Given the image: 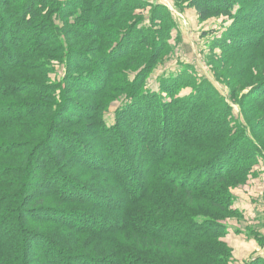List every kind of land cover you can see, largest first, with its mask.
Listing matches in <instances>:
<instances>
[{
  "label": "trees",
  "instance_id": "obj_1",
  "mask_svg": "<svg viewBox=\"0 0 264 264\" xmlns=\"http://www.w3.org/2000/svg\"><path fill=\"white\" fill-rule=\"evenodd\" d=\"M23 1L21 5H17L18 1L16 0H0V160L10 159V157L18 160L16 164H10L13 159L9 162L0 161V209H2L0 211V215L2 216V218H0V226L5 224L11 225L12 227L14 225V228L18 226V229L13 233L10 232V229L2 232L0 240L11 235L15 238L18 236L20 240L26 238V241L22 243L23 246L21 245L22 250L14 248L12 249V254L5 253L0 247V249H2L0 250V264H25L26 257H24V255L31 249L28 244L29 242H31V246L34 245L37 250H46V246L49 245L53 247L54 245V253L57 254L60 259L66 258L65 253H69L72 250L70 235L66 237L68 238L67 241L69 245L66 244L65 246H63L64 239L59 235L57 236L51 233L52 235L50 238L46 236V223H52V220L56 218L64 219L59 223L60 227L67 228L70 231L73 230V233L77 231L79 235L89 233L96 238V241L91 239L95 244L91 250L92 252L94 251V255H96L97 258L100 257L102 261H100V263L94 261L95 264H161V259L156 260V258L153 259L149 254H146L148 250L151 249L146 248L145 250L144 248L140 251V246L136 241H128L131 236L146 239L143 240V242L145 241L146 243H148V239H151L152 246L154 244L155 247H158L159 252H161L162 249L161 244L167 246L168 250L171 248L185 250L187 252L201 250V259L209 260L211 256H213L212 251L218 253V250L209 245V243L205 245L207 243L205 241H213V243L217 245L224 246L221 239L226 234V227L217 224L218 222L215 221L220 220L217 218L214 219L213 215H194L198 214V211L193 210V193L202 191L204 198L213 200L216 203L215 207L217 210L236 216V211L231 208L230 195L226 190L222 191L220 195H215L214 193L213 196H211L210 193L204 194V192L205 190L212 189L216 184L224 182L230 176L240 177L239 179H244V177H246V173L252 165L251 161H249L245 167H237L235 161L226 159V156H229L225 155L226 151H232L233 148L235 152L236 145L234 140L241 139V147L252 145L253 151L258 154L260 153L263 158L264 145L262 146L253 135L254 142L251 141L246 135L245 126L237 119H234L229 112V107L219 100L214 101L206 108L200 109L208 102V100L202 96L203 90L200 91V94L196 91L195 94L189 98L187 97L180 100L171 99L168 102L162 99L160 95H155L153 92L139 91L144 84L148 70L154 63L141 65L134 71L133 73L137 74L133 82H130L127 78L128 71H122V75L119 74L120 80H117L125 89V92L127 94L129 92L128 96L130 102L128 105L121 107L116 114L117 118L115 125L109 128L103 125L101 102L104 98V94L107 92L108 85L113 83L116 79L114 76L116 71L104 68L103 65L98 64V62H93L92 58L88 55L86 56L88 74L82 76L81 79L70 80H72V83H75L81 94L93 96V98H95V105L92 104L91 107L90 105H86V107L85 103L77 100L79 97H67L69 94L68 90L63 89L61 93L59 91V94L56 95L54 92V85H52V83L46 84V82L42 86L41 92V96L48 101L46 105H40V101L32 105L30 103H24L21 100L16 101L11 99L13 95H19L22 99H25L30 93V88L26 87V81H24L27 76H23L22 72L19 71L23 70L24 67H28L24 60L36 59L38 61H43L46 55L50 53L46 50V47L52 46L54 51L57 50V52L60 53L59 61H62L63 54L61 53L64 52L62 42H67V37H64L61 33L52 35L53 33L50 32L55 30L50 17L53 16V14L59 15V13L63 11L60 2L53 5L50 1L48 3L46 0ZM103 1L105 2L106 0ZM133 1L135 8L138 9L143 4L141 0ZM173 1L176 4L186 2L187 7L195 11L201 22H205L212 18H218L222 15L230 16L234 4L230 2L231 0ZM253 1L254 0L245 1L246 4L249 3V7H247L248 11L245 10V7L242 8L241 6L238 11L245 10L246 16L250 17L249 21L252 22L253 25L255 23L256 25L259 23L263 25L264 19L261 20V18L264 17V6L261 7L259 11L257 9L254 10V7H252L253 5H251ZM52 6L55 9L49 11V8ZM116 7L113 5L112 9ZM133 10L129 12L132 13ZM154 11L158 14L163 12L157 11V9H154ZM110 16L111 15H106V17ZM242 17L244 18V16ZM78 18L79 17L76 19ZM160 19L162 22L164 21L163 17H160ZM66 24L67 23H65V25ZM91 24H93V22H91ZM12 25H15L18 30L20 26L22 28L20 33L24 28L30 29L32 31V38L34 39L33 45L30 46L29 42L26 45H22L24 43L22 41L23 35L19 34L20 36H17L16 33H12ZM125 30L120 32V34L124 33ZM263 31L264 30H260V32ZM63 32L65 33V31ZM125 36H129L130 38L133 37V39H130L128 47L120 49L121 54L117 55L115 58L107 55L108 61L113 62L127 56H133L134 52L132 50L137 48V46H135L137 44L146 52L147 49L154 50V48H159L155 56L156 60L166 47L163 35L161 38L163 41L157 47H155V42L158 40L153 39L152 33L148 35L143 33V31H137L136 34L129 32L126 33ZM250 39L251 37L249 36L246 41L248 44H252L250 43ZM257 40L258 39L255 40L256 43ZM146 43H148V45ZM111 51H113V49ZM148 56L150 58L153 55L151 54L150 56L149 53ZM149 58L146 57L144 62L148 61ZM43 65L45 71L46 63H43ZM44 71L42 70L43 73L40 75L46 80ZM185 78L186 74H183L179 76L177 80H172L162 87V90H164L163 92L167 96L172 97L170 93L175 89L169 90V86L173 83H177L179 86L180 83L178 82L183 81ZM117 80L116 83L118 82ZM37 92V90H34V94L36 93V95H38ZM24 95L26 96L24 97ZM212 96H214V93ZM9 98L11 100H9ZM260 98L264 99V95ZM44 106L46 108L45 112L47 110L49 112L48 114H51L52 117L55 116L56 119H60L62 122L68 118L65 114L75 116L76 118L74 119L88 117L90 121L93 122V125L90 126L96 128L98 139L101 140L104 148H101L99 145L98 147H94L83 141V131H81L80 137H77L78 134L68 133L66 130L55 129L54 132H51L50 124L48 125V121L51 117L49 115L48 117L46 115L44 116L46 113H44L41 118L38 116V113L42 112V108L40 109L38 107ZM183 106L184 108H182ZM187 115L193 116L192 121L195 124H199V122H201V124L196 127L187 125L186 123L182 124ZM219 120L225 125H222ZM244 120L247 125L248 120L246 116H244ZM33 122L36 124H33ZM62 122H60V124H62ZM23 126H25V129L22 128ZM205 127L209 130L206 131L204 129ZM204 130L206 132H204ZM29 132L30 139L35 141L32 145L30 144L31 141L28 139ZM8 133H13V136H11L12 138H6ZM52 135H55L56 140L54 144H57L56 146L58 147L51 150L47 149L46 141L47 138H49L48 136ZM129 136L133 138L134 146L129 157H127L123 145L128 141ZM21 138H23L24 141ZM192 141L197 144L205 142L206 145L203 144L199 147L194 146L192 148L188 144ZM184 148L185 151H183ZM100 150L103 151L104 154H111L112 160H110L109 156L107 157L104 156L103 153H100ZM13 152H16L17 155H12ZM97 152L101 154L98 159L95 154ZM211 154L212 157L208 158ZM239 154L241 155L244 153L239 152ZM68 155L71 158L67 159L63 164H67L74 160L77 161L78 158H81L83 163L89 164L87 169L94 167V164H101L102 169L114 165V169H116L118 173V179L122 181L121 184L125 189L133 185L130 183L127 185L126 182H124V180L127 182L129 180L125 178L127 175L126 170H128V174H133L134 184L137 182L136 179H138V181L145 179V185L132 197H130V195L120 194L118 200L122 199V196L126 199L122 200L123 208L119 212L120 215L124 216L121 223L115 226H108V228L106 227V230L103 231L104 227L102 226H105L104 221H100V223H97V226L92 228L85 224L86 222H92V220H89L90 217H88L84 221L85 225L79 226L78 216L80 214L74 212L75 210L65 209V207L61 210L53 209L51 206L46 205V199H54L61 202L62 206L69 203L80 207L85 206L86 208L89 206L94 207L95 205L97 208H104L108 211V207H105L106 204L101 205L98 202L100 199H97L98 201L91 199L93 195L89 193L87 189L84 190V192L82 190H72V188H77L78 186L82 187V183L78 179L64 175L62 178H64L65 181L61 183L63 192L55 191L54 193V190H52L51 194L48 191V187L46 190L45 186L46 178L49 174L48 172L54 170V167L62 163L64 157ZM203 157L205 158L203 159ZM240 157L244 158V155ZM129 158H131L133 162H130ZM243 158H241V160L245 161ZM252 158H254V154ZM125 161L128 162L126 163ZM119 162L122 166L118 165ZM106 163L108 165H106ZM209 165H217L219 169L214 173H208L205 168ZM143 166L146 168L144 169ZM180 166H184L183 168L185 169L180 168ZM57 169L59 170V167H57ZM124 169L126 170L124 171ZM35 173L38 176L39 182L45 180L40 189H38V184L36 188L33 187L35 183H33ZM193 174L197 175L193 176ZM12 175L14 182L12 181V183H10L7 178ZM137 176H139V178ZM204 176L207 177V179L211 178V180L204 182L202 185H196L195 181L199 178L202 180V178H205ZM207 182H212L213 184L209 185ZM67 183L72 186H68ZM70 188V195H68L65 189ZM7 189L10 192L6 191ZM52 195L55 198H52ZM78 196H80L82 200L78 199ZM99 196L102 197L103 195L100 194ZM105 197L107 196L105 195ZM108 199L112 202V205H116L115 200L113 203L110 196ZM112 208H115V206H112ZM90 209L93 211L92 208ZM52 213H58L61 216L46 217V214L52 215ZM36 215L41 217H36ZM70 216L71 218H69ZM22 218L26 219L24 224L21 222ZM14 219L17 223L13 222ZM65 219L68 221H65ZM112 219L115 218L112 217ZM70 224L78 225L72 227ZM109 231L110 233L130 231V235L129 238L127 237L126 239L123 237L121 243L117 242L115 244V240H112V243H114L112 248L101 250L99 244L104 240L101 235ZM176 233L177 237H175ZM30 237H35L40 241L32 243ZM46 238L50 243L46 241ZM105 239H108V241L111 240L110 238ZM45 243H48V245L45 246ZM17 247L19 246L17 245ZM123 249L126 253L123 252ZM170 252L176 254L177 251L170 250ZM161 254V256H164L166 252L162 250ZM81 255L83 254L77 256L76 253L75 258L80 261L85 260L82 258L86 257H81ZM155 255L158 256L156 253ZM6 256H10L11 258L8 257V259L5 260L4 257ZM217 257L219 264H231V260L222 253ZM42 258V263L48 264L46 258ZM212 261L215 263L214 258ZM257 263L264 264L263 261ZM177 264L180 263L177 262ZM245 264H250V261Z\"/></svg>",
  "mask_w": 264,
  "mask_h": 264
},
{
  "label": "rangeland",
  "instance_id": "obj_2",
  "mask_svg": "<svg viewBox=\"0 0 264 264\" xmlns=\"http://www.w3.org/2000/svg\"><path fill=\"white\" fill-rule=\"evenodd\" d=\"M16 1L19 2H17V5H21L24 2L23 0ZM46 1L48 3L50 1L53 5L60 2L63 9L59 15L53 14V16L50 17L55 28V30L50 31L53 33L52 35L61 33L64 37H67L66 39L68 43L62 42L64 46V52L61 53L63 54L62 61H59L60 53H58L57 50L54 51L52 46L46 47V50L50 53L46 55V58L43 59V61H38L36 59L24 60L28 67H24L23 70L19 71L22 72L23 76H27L24 81H26V87L30 88V93L27 96L24 95V97L26 96L25 99H22L19 95H13L11 99L16 101L21 100L24 103H30L32 105L40 101V105H46L48 101L41 96L42 86L46 82V84L52 83V85H54V88L56 89H54V92L56 95L59 94V91L61 93L63 89L68 90L69 94H66L67 97H79L77 100L85 103V106L90 105L91 107L92 104L95 105V98L89 94H81L75 83H72V80H70L81 79L82 76L88 74L89 71L86 67V56L88 55L92 58L93 62H98V64L103 65L104 68L116 71L114 74L116 79L113 83L108 85L107 92L104 94V98L101 102L103 110V125H106V127L109 128L115 125L117 118L116 114L121 107L128 105L130 102L128 96L129 92L127 94L117 80H120L119 74L122 75V71H128L127 78L130 82H133L137 74L133 73L134 71H136L141 65L154 63L148 70L144 84L139 91L153 92L155 95H160L162 99H165V101L168 102L171 99L180 100L187 97L189 98L194 95L196 91L200 94V91L203 90L202 96L208 100V102L200 109L206 108L214 101L219 100L221 103H224L229 107V112L232 117L245 126L248 138L253 141V135L262 146L264 145V99L260 98L264 95V31L260 32V30H264V24L262 25V23H259L256 25L255 23L253 25V23L249 21L250 17L246 16L245 11H248L247 7H249V3H245L246 0H231L230 2L234 4L230 16L222 15L205 22H201L198 19L195 11L188 8L186 2L176 4L173 0H141L143 4L139 9L135 8L133 0H106L105 2L103 0ZM113 5L117 7L112 9ZM251 5H253L252 7H254V10L257 9L259 11L260 8L264 6V0H254ZM240 6L242 8L245 7V10L238 11ZM54 9L55 8L52 6L49 8V11ZM154 9L163 12L158 14ZM130 10H133V12L130 13ZM2 12L4 13L3 9ZM106 15L111 16L106 17ZM242 16H244V18ZM77 17L79 18L76 19ZM160 17L164 18L163 22ZM262 19H264V17H262L261 20ZM91 22H93V24H91ZM65 23L67 24L65 25ZM12 26V33H16L17 36H20L19 34L23 35L22 41L24 43L22 45H26L28 42L30 43V46L33 45L34 39L32 38V31L30 29L24 28L20 33V30L22 29L20 26L19 30L15 25ZM123 30H125V32L120 34ZM63 31H65V33ZM137 31H143V33L148 35L149 33H152L153 39L158 40L155 42V47L162 43L163 40H161V38L163 35L166 47L159 58L155 60L159 48H154V50L147 49L146 52L137 44L135 45L137 48L132 50L134 52L133 56H127L113 62L108 61L107 55L115 58L117 55L121 54L120 49L128 47L129 41L130 39H133V37L130 38L129 36H125L126 33L131 32L136 34ZM249 36L251 37L250 43L252 44L246 42ZM256 39H258L257 43L255 41ZM146 44L148 45V43ZM112 49L113 51H111ZM149 53L150 56L151 54L153 55L150 58L148 56ZM146 57L149 59L144 62ZM43 63H46L45 71L43 69ZM42 70L46 74V76L44 75L46 80L40 75L43 73ZM183 74H186V78L183 81L178 82L180 83L179 86L177 83L171 84L169 90H175L170 93V96L172 97L167 96L163 92L164 90H162V87L170 83L172 80H177V78ZM116 80L118 81L117 83ZM34 90L38 91V95H36V93L34 94ZM213 93L215 97L212 96ZM11 99L9 98V100ZM34 108H42V112L38 113L40 118L44 113H46L44 116L46 115L48 117L49 115L51 117L48 121L51 132H54L55 129L66 130L68 133H76L78 134L77 137H80V133L83 131V141L94 147H98L99 145L101 148H104L101 140L98 139L96 128L90 126L93 125V122L90 121L88 117L74 119L76 118L75 116L65 114L68 118L62 122L60 119H56L55 116L52 117L51 114H48L49 112L47 110L45 112V106ZM182 108H184V106ZM244 116H246L248 120L247 125L245 124ZM192 120L193 116L187 115L182 124L186 123L187 125H192L194 127L201 124V122L195 124ZM219 121L222 123L221 120ZM60 122H62V124H60ZM33 124L36 123L33 122ZM222 125L225 124L222 123ZM22 128L25 129V126ZM204 129L206 131L209 130L207 127ZM205 130L204 132H206ZM8 136L6 138H12L11 136H13V133H8ZM48 137L49 138H47L46 141L47 149L52 150L55 147H58L56 146L57 144H54V141L56 140L55 135ZM30 138L29 132L28 139L31 141L30 144L32 145L35 141ZM21 139L23 140V138ZM234 141L236 145L235 152L233 148L232 151H226L225 155L230 156H226V159L229 161H235L237 167H245V165L251 161L252 165L247 171L246 177H244V179H239L240 177L230 176L224 182L216 184L212 189L205 190L204 194L210 193L211 196H213L215 193V195H220L222 191L226 190L230 195L231 208L236 211V216L217 210L215 207L216 203L213 200L204 198L202 191L199 193H193V210L198 211V214L194 215H213L214 219L217 218L220 220L215 221L218 222L217 224L226 227V234L221 239L224 246L217 245L213 243V241H205L207 242L205 245L209 243V245L218 250V253L211 250L213 256H211L209 260L201 259V250H197L196 252H187L175 248L168 250L167 246L161 244V252L162 250L166 252L164 256H161L162 254L158 251V247H155L154 244L152 246L151 239H148V243H146L145 241L143 242V240L146 239L133 236L129 238L130 231H118L112 233H110V231L104 232V234L101 235L104 240L99 244L101 250L112 248V245L114 244L112 243V240H115L116 244L117 242L121 243L123 237H125V239L128 237V241H136V243L139 244L140 251L144 248L145 250L146 248L151 249L148 250L146 254H149L153 259H161V261L159 260L161 264H177V262L180 264H219L217 256L220 253L228 257V259L231 260V264H245L249 261L250 264H260L257 262H264V158L261 157L260 153L258 154L253 151L252 145L241 147V139ZM133 143V138L129 136L128 141L123 145L127 157H129V154L133 149ZM188 144L192 148L194 146L199 147L203 144L206 145L205 142L197 144L194 141ZM183 151H185V148ZM239 152L244 153L241 154L244 155V158L240 157L241 155ZM100 153H103L104 156H109L110 160H112L110 156L111 154H104L101 150ZM95 154L97 159L101 155L99 152ZM253 154L254 158H252ZM12 155L17 154L16 152H13ZM210 157H212V154L208 156V158ZM70 158L69 155L64 157L62 163L56 165L54 170L48 172L49 174L47 173L46 190L48 187L50 193L52 190H54V193L55 191L63 192L61 189V183L65 181V179L62 178L64 175L78 179L82 183V187L78 186L77 188H72V190H82L84 192V190L87 189V191L93 195L91 199L94 201L100 199V201H97L101 205L106 204L105 207H108V211L104 208H97L95 205L94 207L89 206L88 208L85 206H75L70 203L62 206L61 202L54 199H46V205L51 206L53 209L61 210L65 207V209L75 210L74 212L80 214L78 216L79 226H82L88 217H90L89 220H92L90 223H85L88 227L93 228L97 226V223H100V221H104L105 226H102L104 227L103 231H105L108 226H115L121 223L124 216L120 215L119 212L123 208L122 200L126 199L122 196V199H120L121 201L118 200L120 194L127 196L130 195V197H132L145 185V179L140 181L136 179L138 183L136 182L134 184L133 174H128V170L124 169V171H127V175L125 176V178H127L126 180L129 179L128 182L125 180L124 182H126L127 185H129L128 183L133 184L125 189L121 184L122 181L118 179V173L116 169H114V165L102 169L101 164H94V167L87 169L89 164L85 162L83 163L81 158H78L77 161L74 160L67 164H63ZM204 158L205 157H203V159ZM241 158L245 159V161L241 160ZM12 159L13 158L10 157V159H2L0 161L9 162ZM129 159L130 162H133L131 158ZM17 161L18 160L14 158L10 164H16ZM106 165L108 164L106 163ZM118 165L122 166L120 162ZM57 167H59V170ZM183 167L184 166H180V168ZM143 168L145 169L146 167L143 166ZM205 169L208 173H214L219 168H217V165H209ZM196 175L197 174H193V176ZM34 176L33 183H35L33 187L36 188V185L38 184V189H40L45 180L39 182L36 173ZM137 177L139 178V176ZM7 179L10 183H12V181L14 182L13 175L9 176ZM200 179L201 178L195 181L196 185H202L204 182L211 180V178L207 179V177L202 178V180ZM207 183L209 185L213 184L212 182ZM67 184L68 186H72L69 183ZM69 190H71V188L65 189V192L68 195H70ZM6 191L10 192L8 189ZM100 194L103 196H99ZM105 195L107 197H105ZM80 196L77 198L82 200ZM109 196L113 203L115 200L116 205H112V202L108 199ZM52 198L55 197L53 196ZM112 206H115V208H112ZM90 208H92L93 211H91ZM1 210L2 209H0V211ZM52 216L59 217L61 215L58 213H52V215L46 214L47 218ZM36 217L41 216L36 215ZM112 217L115 219H112ZM0 218H2L1 215ZM69 218H71V216ZM66 219L65 221H68ZM62 220L64 219L56 218L52 220V223L56 224L46 223V236L50 238L52 235L51 233H53V235H59L64 239L63 246H65L66 244L69 245L67 241L68 238L66 237H68L67 235H70L72 250L69 253H65L66 258L60 259V257L54 253V245L51 247L48 243H45V246H49H46V250H37V248L34 247V245L31 246V242H29L28 244L31 249L25 254L26 256L24 255V257H26L25 264H43L41 261L43 260L42 257L46 258L48 264H95L94 261H97L98 263L102 261L101 258H97L96 255H94V251L92 252L91 250L93 249V245H95L92 240L96 241V238L89 233L79 235L75 230L76 233H73V230L70 231L67 228L60 227L59 223H61ZM25 221L26 219L22 218L21 222L23 224ZM13 222L17 223V221L15 222V219ZM77 225L78 224L72 225V227ZM0 227V235L2 232L8 231L9 229L12 233L18 229V226L14 228V225L12 227L8 224ZM176 235L177 233L175 234V237H177ZM105 238H110L111 240L108 241V239ZM31 239L32 240L30 241H32V243L40 241L35 237ZM25 241L26 238L20 240L18 239V236L15 238L8 235L5 239L0 240V247L5 253L12 254V249L14 248L22 250L21 245ZM46 241H48V239ZM48 242L50 243V241ZM17 245L19 247H17ZM170 250H175L177 252L176 254H172ZM123 252L126 253L124 249ZM76 253L77 256L83 254L81 257H86L82 258L85 260L80 261L76 259ZM155 253L158 256H156ZM8 257L10 256L4 257L5 260L8 259ZM213 258L215 263L212 261Z\"/></svg>",
  "mask_w": 264,
  "mask_h": 264
}]
</instances>
